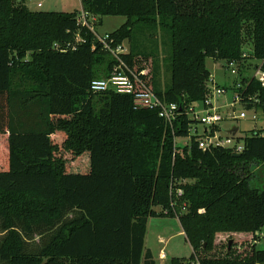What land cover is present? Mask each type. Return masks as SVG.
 <instances>
[{"label": "trees", "instance_id": "16d2710c", "mask_svg": "<svg viewBox=\"0 0 264 264\" xmlns=\"http://www.w3.org/2000/svg\"><path fill=\"white\" fill-rule=\"evenodd\" d=\"M79 1L96 31L104 16L125 17L107 32L111 47L128 42L120 58L182 114L171 127L157 110L135 109L129 94L89 89L118 61L77 23L79 10L0 0V264H156L144 240L158 215H177L192 248L171 264H264L255 245L264 230V127L237 138L239 153L201 149L185 114L212 96V58L237 69L231 86H215L264 118V84L240 76L252 60L264 71V0ZM157 31L169 38L164 85ZM61 151L75 159L56 167ZM33 234L38 243L28 249ZM217 234L244 247L208 254Z\"/></svg>", "mask_w": 264, "mask_h": 264}, {"label": "rangeland", "instance_id": "374dc122", "mask_svg": "<svg viewBox=\"0 0 264 264\" xmlns=\"http://www.w3.org/2000/svg\"><path fill=\"white\" fill-rule=\"evenodd\" d=\"M21 1V0H18ZM26 6L31 10H40V11H73L80 10V1L79 0H23ZM125 22V17L123 16H104L102 17L101 23L97 26L99 32H108L117 29L121 24ZM158 32V31H157ZM146 34H149L146 31ZM162 35V32L159 31L157 35L153 38L154 49L157 54H159V64L161 66V80L162 84H166L170 80V71L166 61L169 60L170 56V46L169 38L162 40L159 36ZM135 37L144 44V36L142 34H135ZM146 37V36H145ZM144 38V40H143ZM128 47V42L125 44ZM249 46L245 45V50L248 51ZM165 59V61H164ZM255 60L248 61L245 63L241 74H245L247 78L255 76ZM206 68L210 71V75L213 79V83L210 82L209 86L212 91V96L208 99L209 102L217 109L218 114L222 117V120L218 124V129L216 133L221 138H225L227 131L233 127L237 128L235 137H242L245 133L250 132L251 130H260L264 127V118L261 110L256 109H245L239 102L233 104V96L235 92L230 88H227L225 92L221 94L215 93V84L231 86L233 81V75L229 73V69L225 68L222 61H216L212 58H206L205 60ZM257 74V73H256ZM166 82V83H165ZM215 83V84H214ZM202 101L193 103L195 111L201 112L204 109ZM243 113L244 117L240 118V114ZM256 115V118L253 119V116ZM198 133H201L203 128L202 126H197ZM264 135V131L261 133ZM187 137H177L175 138L176 144L187 143ZM241 142V140H240ZM56 152V150H55ZM58 154V153H57ZM53 157V163L59 167L60 165H68L75 158L70 152L61 151V157H57L56 153ZM69 159V160H68ZM184 205V203H183ZM161 208L159 206L155 207L156 211H159ZM185 211V207L181 208L180 213ZM179 214V213H178ZM148 229L145 238V246L151 247L154 251L155 259H157L159 264H171V259L173 257L178 258H189L192 253V248L187 241V238L184 235L178 234L179 229H182L178 216H152L148 218L147 221ZM168 226V227H167ZM167 227V228H166ZM183 231V230H182ZM162 236L161 243L158 242L159 236ZM260 238L257 243L258 249H264V230L259 234ZM232 236H227L226 234L216 235L214 239V247L210 253H224L227 245L231 241L230 247L237 252L241 249L239 240L231 239ZM166 240V242H165ZM38 243V235L33 234L32 238L28 240L27 248H34ZM161 248V249H160ZM159 252V255H157Z\"/></svg>", "mask_w": 264, "mask_h": 264}, {"label": "built area", "instance_id": "2783aa9c", "mask_svg": "<svg viewBox=\"0 0 264 264\" xmlns=\"http://www.w3.org/2000/svg\"><path fill=\"white\" fill-rule=\"evenodd\" d=\"M97 19L94 15L82 10L80 7L77 23L83 27L88 28L97 38L99 42L102 43L105 49H107L112 56L118 61L110 72V74L105 78L93 79L90 83V90L92 92H101L107 89H111L117 93L129 94L133 99V106L135 109H153L157 110L158 116L165 121L169 126L177 121L178 116L182 114V109L177 106L174 102H165L159 99L152 89L148 88L144 82L134 73L129 67L124 63L119 55L127 52V47L125 45H119L113 49L110 45L111 40L109 39L108 33H100L95 30V23ZM77 41H80V37H76ZM58 48V45H55ZM69 47L61 51H65ZM74 48V47H72ZM225 68H228L229 73L233 76L237 74V69L234 63L230 62L225 64ZM257 73V74H256ZM256 79L264 84V71L259 68L255 70ZM213 82V79H212ZM236 88L240 87V82L236 83ZM215 93L221 94L225 90L221 87H214ZM240 102V95L235 93L233 96V104ZM204 109L201 112L195 111L193 106H190L185 114L195 121V123L190 125L189 132L192 135H197L198 146L201 149H206L210 146L213 147H224L229 148L235 153H239L242 150V141H238L235 135L227 133L226 137L223 139L217 135L214 126L218 125L222 120V117L218 114L217 109L211 104V102L205 100L203 102ZM240 118L244 117L241 113ZM256 115L253 116V119ZM202 126L203 130L198 133L197 126Z\"/></svg>", "mask_w": 264, "mask_h": 264}, {"label": "crops", "instance_id": "0c3cea01", "mask_svg": "<svg viewBox=\"0 0 264 264\" xmlns=\"http://www.w3.org/2000/svg\"><path fill=\"white\" fill-rule=\"evenodd\" d=\"M108 32H110V31H108ZM100 33H107V31L105 32H100ZM168 227V226H167ZM166 227V228H167ZM147 229H148V225L146 226V234H147ZM178 234H181V235H184V232L182 231V229H179V231L177 232ZM146 234H145V238H146ZM159 236V238H158V242L159 243H161V241L162 240H159V239H161L162 238V236L160 237V235H158ZM185 236V235H184ZM165 242H166V240H165ZM257 243H258V241H256L255 242V245L257 246ZM144 249L146 250V249H149L150 251H151V253H152V255H153V259H154V261L156 262V264H159L158 263V261H157V259H155V253H154V251H153V249L151 248V247H146L145 246V240H144ZM161 249V248H160ZM157 255H159V252H157Z\"/></svg>", "mask_w": 264, "mask_h": 264}, {"label": "water", "instance_id": "95a60500", "mask_svg": "<svg viewBox=\"0 0 264 264\" xmlns=\"http://www.w3.org/2000/svg\"><path fill=\"white\" fill-rule=\"evenodd\" d=\"M236 132H237V128L236 127H233V128H231L230 130L227 131V133H229L231 135H235ZM230 244H231V241L229 242L228 249L230 248Z\"/></svg>", "mask_w": 264, "mask_h": 264}]
</instances>
